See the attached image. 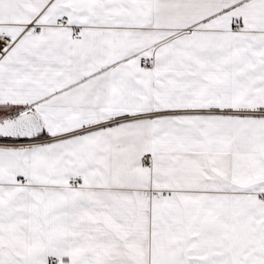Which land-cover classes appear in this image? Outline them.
<instances>
[{"label": "snow or ice", "instance_id": "1", "mask_svg": "<svg viewBox=\"0 0 264 264\" xmlns=\"http://www.w3.org/2000/svg\"><path fill=\"white\" fill-rule=\"evenodd\" d=\"M0 264H264V0H0Z\"/></svg>", "mask_w": 264, "mask_h": 264}]
</instances>
